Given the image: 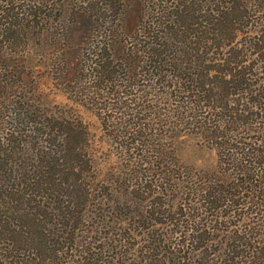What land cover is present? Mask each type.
<instances>
[{
	"label": "trees",
	"instance_id": "trees-1",
	"mask_svg": "<svg viewBox=\"0 0 264 264\" xmlns=\"http://www.w3.org/2000/svg\"><path fill=\"white\" fill-rule=\"evenodd\" d=\"M139 1L145 2L147 10L139 15L135 29L130 31V39L118 52L110 44L117 30L104 25V14L107 15L118 0H82L84 9H97L92 31L96 35L92 33L87 41L90 47L81 59L82 74L76 75L77 67L74 68L76 74L67 78V84L71 87L70 92L92 107L104 125L108 113H122L117 104L125 97L129 98L132 111L161 110L171 117L172 127L186 124L194 130L205 129L216 139L219 163L228 166L231 174L225 179L209 180L208 186L198 189L199 193H195L193 186L188 188V195L201 197L200 207H189L187 202L179 204L186 212L178 224L180 227L182 221L188 224L181 233L190 232L191 241H195L208 232L206 229L215 230L219 224L226 223L228 213L238 216L245 210L256 215L264 212V85L255 89L246 78V60L240 59L244 40L232 45L241 33L247 34L248 48H252L257 60H261L264 57V29L256 28L255 35L249 36V31L241 28L248 27V22L237 25V20L250 14L245 4L249 0ZM59 2L62 0H0V43L10 52L4 58L3 49L0 50V94L8 97L6 101H0V255L3 264H62L64 255L71 251L70 264H99L102 260L97 255L103 247L97 245L99 250H96L93 238L81 240L79 254L78 249L73 251L76 246L73 235L66 252L64 246H60L63 230L75 231L82 227L91 201V183L85 173L97 169L92 138L82 122L75 127L66 116L57 117L44 111L41 115L35 113V104L22 86V72L17 76L20 82L9 86L11 76L16 77L14 73L18 66L12 62L14 50L20 44L27 49L35 41L39 50L44 51L40 48L43 46L41 37L45 35L42 21L50 19L48 13ZM204 4L214 7L205 10ZM244 5L247 9L242 10ZM257 11L261 10L255 9L254 13ZM235 12L239 15L235 16ZM58 23L54 24L53 30H57ZM48 33L47 37L53 39ZM216 42L224 53L218 63L230 66L226 71L204 70L203 64L208 61L206 55ZM56 47L61 52L66 50ZM52 48L55 50L52 62L55 66L60 65L61 56L65 54ZM227 54L235 55V59ZM206 76L210 82L205 81ZM75 86L78 87L76 90ZM14 88L21 89L20 94L11 90ZM150 94L152 100L165 98L168 103L164 106L162 101L152 105L136 102L137 99L146 101ZM223 113L227 118H223ZM253 115L262 119L258 128L249 129V138L226 137V131L234 130L228 128L230 122L238 128L246 124L245 117ZM123 118L118 117L120 121ZM138 126L149 129L145 122ZM146 148L150 152L149 147ZM152 151V161L141 165L149 166L152 162V179L158 176V180L163 181L162 187H166L165 184L171 186L167 178L170 170L160 167L175 164L166 159L169 158L166 150L158 143L155 147L152 145ZM155 167L162 172L155 174ZM149 169L145 167L136 173H141L143 180L150 177ZM123 171H116L114 176L120 179ZM192 208H201L205 216H194L192 221L187 216V210ZM261 217L244 223V228L232 230L230 240L223 247L229 263L226 260L222 263L219 258L218 264H246L254 259L251 248H257L260 242L255 240L251 225L262 226ZM235 225L237 227L238 222ZM150 230L149 227L146 249L152 254Z\"/></svg>",
	"mask_w": 264,
	"mask_h": 264
},
{
	"label": "rangeland",
	"instance_id": "rangeland-1",
	"mask_svg": "<svg viewBox=\"0 0 264 264\" xmlns=\"http://www.w3.org/2000/svg\"><path fill=\"white\" fill-rule=\"evenodd\" d=\"M83 4L82 0H62L52 12L48 13L47 16H50V19H44L41 26L44 28L42 32L45 35L41 37L43 46L40 48L44 51L39 50V47L34 44L35 41L30 43L27 49L20 44L12 55L14 60L12 62L18 65L17 72L14 73L16 77L11 76L9 80V86L14 85L12 83L18 84L20 81L18 82L17 76L19 72H22L24 75L22 86H25L26 96L35 104V113L41 115L47 112L57 117L66 116L75 127L80 126L79 122H82L84 129L92 138V151L97 169L85 173L91 183L89 193L91 201L86 208L82 227L75 231L63 230L61 232L63 243L60 246H64V252H66L69 238L73 235L76 237V246H73V251L78 249V252H75L79 254L82 247L81 240L93 238L96 240V250H99L97 245L103 247V251H99L97 255L102 259L99 264H218L219 258L221 262L222 260L228 262L229 257L226 259L223 247L227 240H230L229 235L232 234V230L238 227L244 228L246 225L244 223L252 219L257 221L260 216H262L260 221L264 222V212L256 215V213L248 214L245 210L238 216L228 213L229 220L226 223L219 224L218 229L215 230L206 229L208 232L201 235L199 239L196 238L195 241H191L193 238L189 236L190 232L182 235V230L186 229L188 224L186 221H182L181 227L178 224L179 218L184 219L183 212H186L180 209V202H187L189 207L202 205L199 195H188V188L193 186L196 189L195 193H199L198 189L208 186L209 180L225 179L231 173L228 166L219 163L218 149L215 147L216 139L205 129L194 130L186 124L172 127L169 123L171 117L166 116L164 111L152 112L151 109L137 113L138 111L129 109L130 100L125 97L121 98V102L117 104L122 113L117 112L115 115L114 112L108 113L104 125L91 106H86L79 96L70 92L71 87L67 84V78L76 74L74 69L76 67V75L82 74L81 59L86 49L90 47L87 41L93 36L92 33L96 35V32L92 31L94 15L98 14L97 9H84ZM245 4L250 14L237 20V25L248 22V27L241 28L249 31V36H253L256 28L264 29V0H249ZM246 5L242 10L247 9ZM211 7L214 6L204 4L203 8L207 10ZM255 9L261 11L254 13ZM146 10L144 1L118 0L107 15L104 14V25L117 30L114 33V39L110 41L114 51L119 52L124 49L125 43L135 29L139 15H143ZM200 13L204 15L203 12ZM233 14L239 15L236 12ZM56 22H59L57 30H53ZM47 33L53 39H49ZM246 35L241 33L232 45L241 39L244 40L245 46L240 59L246 60L244 62L246 78L257 89L264 85V57L257 60L258 56L253 53L252 48L249 49L247 46ZM224 39L228 42L226 38ZM2 46L0 43V50L3 49ZM56 46L65 47L66 50L61 52ZM52 47H55L59 53L65 54L61 56L63 61L60 60V65L55 66L52 62L55 54ZM218 47L219 43L216 42L209 55H206L208 61L203 64L204 70L213 68L226 71L230 68L218 63V58L224 55ZM3 53L4 56H2L6 58L10 52L4 48ZM230 57L235 59V55L231 54ZM70 70L72 72L67 75ZM212 74L215 72L212 71ZM79 76L84 78L82 75ZM204 79L210 82L209 77L206 76ZM82 87L79 88L82 89ZM77 88L75 86L74 90ZM11 90L19 94L21 92L18 88ZM7 91L8 88L5 90V95ZM6 99L8 97L0 94V101H6ZM109 101L114 102L113 99ZM160 101L164 106L168 103L165 98L152 100V94L144 102L142 99L136 100L143 105L159 104ZM225 114H222L223 118H227ZM117 116H124L123 121H120ZM244 119L246 124L239 125L238 128L230 122L228 128H234V130L226 131L224 133L226 137L247 136L249 138V129L258 128L262 117L257 118L253 115ZM143 122L147 123L149 129L138 128V125ZM155 143L166 150L169 157L166 159L175 164L160 167L170 170L167 178L171 186L165 184L166 187H162L163 181L160 182L158 176L152 179V162L149 166L141 165L142 162L152 161V145L155 147ZM146 147H149L150 152ZM173 153L175 157H172ZM145 167L151 168L147 173L150 177L142 180V174L136 172ZM161 169L155 167L154 173L159 174L162 172ZM118 170H124L120 179L114 176ZM246 196L248 197V194ZM191 199L194 201L192 202ZM174 211L177 212L174 213ZM187 211L189 212L187 216L189 215L192 221L194 216L199 215L198 218L205 216L201 208H192ZM236 222H238L237 227ZM189 224L196 226L191 222ZM262 224V226L251 225L252 228L254 227L255 240L260 243L257 248H251L254 259L246 264H264V223ZM149 227L152 231V254L146 249L149 244L146 242ZM72 254V251L66 253L62 264H70ZM3 262V256L0 255V264Z\"/></svg>",
	"mask_w": 264,
	"mask_h": 264
}]
</instances>
